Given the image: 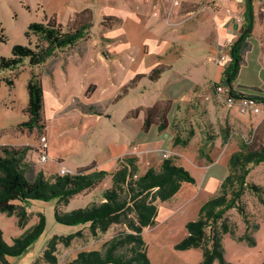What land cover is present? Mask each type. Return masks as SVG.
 <instances>
[{"label":"rangeland","instance_id":"1","mask_svg":"<svg viewBox=\"0 0 264 264\" xmlns=\"http://www.w3.org/2000/svg\"><path fill=\"white\" fill-rule=\"evenodd\" d=\"M164 1L169 3L170 8L173 0ZM82 2L83 0H0V38H7L4 43H0V57L11 56L14 45L34 47L39 42L35 35H30L29 38L25 35L31 22H42L55 16L63 28L67 29V23L74 17L73 14L86 8ZM252 6L253 26L243 48L239 73L231 86L234 85L235 90L248 96L264 97V0H256ZM168 15L169 13L166 17ZM245 25L246 20L241 28ZM241 28L236 36L227 38L237 41ZM111 32L112 27L102 26L100 18H97L85 39L57 53L44 65L30 67L25 61L14 71L0 72V147L6 145L25 150L26 176L29 179L39 171L50 176L59 173L61 168L75 173L78 166L68 168L67 164L62 162L72 153H82L91 140L95 141L96 136L89 138V135L94 134L93 131L88 134L89 127L96 128L97 125L104 124L81 119L82 116L107 122V128H103L106 130L102 135L108 138L111 133L107 129L112 125L121 127L114 118L116 104L113 99L116 93L115 90L111 91L119 57L112 50L115 42L110 38ZM179 47L180 44H175L173 50L170 49V56L165 59L174 63V73L177 72L178 76L189 75L192 83L172 98L168 85L163 87L161 82L151 84L143 81V85L132 98L136 106L138 102L152 103L154 96L158 97L157 100L171 99L173 103L168 116V132L171 134L169 139L172 141L176 134L186 139L188 132L193 130L194 135L189 144L186 147H171L166 144L165 132L151 131L145 134L141 131L139 121L134 120L133 138L128 148L116 154L121 147L116 149L115 140H112L110 149L101 152L95 162L98 168L112 173L121 159L134 158L142 173L150 167L158 169L162 160L171 156L175 158L177 165L183 166L196 180H200V183L202 178L211 179L216 186L214 193L204 186L187 183L183 184L180 194L173 199L166 202L157 201L158 213L154 224L142 233L152 263L201 264L200 249L179 251L174 245L185 236V223L194 220L199 207L217 193L221 181L228 174L230 155L244 147L258 148L264 145V117L244 115L237 108L228 107L216 94L214 85L222 81L223 75L222 69L215 66L214 54L208 51L196 57L195 54L182 51ZM192 48L190 46V50ZM147 51L146 47L144 52ZM31 74L38 75L42 81L45 93L42 121L45 127L29 131L20 124L28 120L26 85ZM120 76L121 73L118 74V79ZM7 79L12 80V86L4 82ZM95 79L98 82L79 86ZM129 105L122 104L119 107L120 112L126 111ZM125 122L127 118H123L122 123ZM99 130L98 127L97 131ZM42 137H46L48 142L49 159L46 163L40 161ZM210 138L214 139L211 141ZM100 140L101 138L98 142ZM57 153L64 156L54 157ZM248 181L264 187V162L251 167ZM110 185L111 178L108 177L96 187L74 196L69 204L61 209L69 211L100 204L104 200L103 191ZM243 201L247 211L253 215L252 220L259 225L256 231L249 233L256 243L251 246L225 235V260L229 264H263L264 205L251 192L245 193ZM55 206V200L30 201L26 206L29 219L23 229L17 226L16 217L0 213V228L8 243L12 242L14 236L22 234L34 225L38 221L39 213L46 217L45 232L23 255L10 258L12 264H31L42 256L47 242L53 235H67L81 229L85 234L84 238L75 239L69 247L62 244L57 246V264H66L81 250L101 249L106 235L93 238L88 234L86 227L56 223ZM226 217L235 225L236 236H242L245 233V225L239 214L232 209L226 213Z\"/></svg>","mask_w":264,"mask_h":264},{"label":"trees","instance_id":"2","mask_svg":"<svg viewBox=\"0 0 264 264\" xmlns=\"http://www.w3.org/2000/svg\"><path fill=\"white\" fill-rule=\"evenodd\" d=\"M253 4L256 0H250ZM247 2V0H246ZM253 11V6H252ZM246 25L241 29L240 37L231 50V63L225 70V81L232 85L242 62V53L250 32L245 33L250 23L248 6L245 12ZM111 18L106 17L102 25H110ZM93 16L89 9L76 13L67 29L54 17L44 22H31L25 32L26 37L35 35L39 40L34 47L14 45L11 56L0 57V72L14 71L25 61L30 67H40L50 58L66 48L75 46L85 39L92 26ZM6 36L0 38V43L6 41ZM162 65L154 67L148 78L156 81L164 72ZM141 76H138V78ZM138 78H134L124 87V92L134 87ZM4 82L12 86L10 79ZM28 94V120L21 127L32 131L43 129L42 110L44 92L42 81L36 74H31L26 85ZM264 103V97H256ZM170 100L157 102L144 110L142 130L148 132L152 125H157L162 132L169 127L168 113L171 109ZM140 109L132 112L134 116ZM190 131L189 136H192ZM211 139V138H210ZM189 139L175 135L173 144L185 146ZM26 152L3 145L0 147V213L14 216L17 226L24 228L29 215L26 206L30 201L50 202L55 200L54 220L65 226H83L88 234L97 238L106 235L101 249L81 250L66 264H159L152 263L148 257L147 246L142 237L145 228L154 224L158 213L157 201L165 202L176 195L183 184H194L195 178L183 166L175 163V158L165 157L159 168L150 167L140 172L134 158L121 159L118 167L112 173L98 169L94 163L79 168L75 173L53 174L46 176L42 171L31 179L26 176ZM264 162V145L258 148L244 147L232 153L229 157V171L222 180L216 195L205 201L198 209L194 220L185 224V236L174 245L179 251L200 249L201 264H229L225 260L223 239L229 235L237 242L255 245V239L249 233L256 231L259 225L255 223L247 211L243 197L251 192L264 205V187L248 181L252 166ZM137 174V178L133 175ZM111 178V185L103 191V202L97 205L75 208L64 211L62 206L69 204L79 193L92 189L106 178ZM234 209L245 225V233L236 236V227L226 217L229 210ZM46 217L38 214V221L22 234L14 236L12 242L4 239L0 228V264H12L10 258L23 255L42 236L46 229ZM119 226V229L115 227ZM85 237L83 230H77L67 235H53L47 243L42 256L32 264H57V246L69 247L75 239ZM264 264V263H263Z\"/></svg>","mask_w":264,"mask_h":264},{"label":"crops","instance_id":"3","mask_svg":"<svg viewBox=\"0 0 264 264\" xmlns=\"http://www.w3.org/2000/svg\"><path fill=\"white\" fill-rule=\"evenodd\" d=\"M177 1L180 6L171 4L170 8H168L169 3L164 0H83L82 3L85 4L86 8L80 9V7V10L73 14V16H75L76 13H79L84 9H89L93 16L92 26L94 24V20H97V18H100L101 25L104 18H111L110 25L102 26L112 27L110 38L111 40H114L113 42H115V44L112 45V50L117 56H119L114 74L115 83H112L113 89L111 88V91L114 92L115 90L114 93H116L113 99V102L116 104V115H114V118L121 127H114L112 125V127L107 129V131L109 130L111 133V137L108 138L102 135V133L106 130L103 128H107V122L99 119L92 120L88 116H82L81 119L84 118L87 121H99L104 123L102 125H97L96 128L89 127L88 130V134L92 131L94 132V134L89 135V138L96 136L98 139L101 138V140L98 142V139L94 137L95 141L93 142V140H91V142L86 145L85 150L82 153H72L62 162V164H67L68 168L78 166L77 169L88 166L92 163L96 165L95 161L97 157L100 156L101 152L109 150L111 145H113V142H110L112 140H115L114 147L116 149L119 146L121 147L120 151H117L116 154L124 152L133 138L132 128L135 126L134 120L135 122L136 120L139 121V126L143 133L147 134L151 131L158 133L165 132V136L167 138L166 144L171 147L178 146L173 144L174 138L172 141L169 139L171 135L170 132H168L170 123L169 127L162 132L158 131L157 125H152L148 132H144L142 130L144 110L154 106L157 102L167 100H157L158 97L154 96L152 103L145 104L138 102L136 106V102L132 97H134L136 91L143 85V81H148L151 84L161 82L162 85H164L163 87L168 85L167 87L169 88L172 98H175L186 85L192 83V78L189 77V75L178 76L177 72L174 73V63L167 62L165 59L170 56V49H172L175 44H180L179 48H182V51L188 52L189 54L193 53L196 57H199L208 51L215 55L218 45L228 36H236V33H238L241 28L240 26L234 25L231 17L226 13V9L229 8L236 14L244 13L245 15L247 2L246 0ZM74 9L76 11V8ZM53 10L55 11V8H53ZM54 11H51V13ZM194 11L198 12L190 17V13ZM167 13H169L168 17H166ZM51 17L56 19L55 16ZM49 18H47L44 22L48 21ZM73 18L68 21L66 27H68ZM56 21L58 22L57 19ZM190 46L193 47L192 50H190ZM146 47L148 51L144 52ZM159 65L164 66L165 70L158 80L151 81L148 78V75L154 67ZM215 66L220 68L216 64ZM119 73H121V76L118 79ZM185 73L187 74V72ZM219 74H221V71ZM138 76L141 77L138 78ZM134 78H138L134 87L128 88L124 92V87ZM91 82L98 81L95 79L88 83H82L79 86L84 87ZM108 96L109 94L106 97ZM168 100L172 102L171 99ZM124 103H129L130 105L126 111L120 112L119 107ZM44 105L45 96L43 109ZM136 109H140V111L136 116H134L132 112ZM123 118H127V122H125V124L122 123ZM98 127L100 132L97 131ZM190 131L193 132V130ZM190 131L188 132V143L185 146H180L186 147L189 144L190 139L194 135L193 132L192 136H189ZM97 133L100 135H97ZM213 139L214 138H211L210 140L212 141ZM59 155L64 156L63 154L57 153L54 157ZM197 184L201 185V187L204 186L205 188L212 190L213 193L216 190V186L211 179L203 180L202 178L200 183V180H196L195 178V183L192 185L196 186ZM181 189L171 199L179 195Z\"/></svg>","mask_w":264,"mask_h":264},{"label":"built area","instance_id":"4","mask_svg":"<svg viewBox=\"0 0 264 264\" xmlns=\"http://www.w3.org/2000/svg\"><path fill=\"white\" fill-rule=\"evenodd\" d=\"M172 4L175 6H180L177 0H173ZM198 12V11H197ZM197 12L190 13V17ZM226 13L231 17V20L235 23L236 26H240L245 21L244 13H234L231 9H226ZM232 38H226L221 42L218 47L216 54L214 56L215 64L222 69L223 79L221 82H218L214 85V91L218 96L222 98L224 103L231 108H237L240 113L244 115H253L264 117V103L259 101L252 96H248L243 92L237 91L233 86L229 85L225 81V70L229 67L231 63V50L234 45ZM41 156L40 161L46 163L49 159L48 155V142L46 137L41 138ZM69 173L65 168H61L59 174L63 175ZM134 178H137V174L133 175Z\"/></svg>","mask_w":264,"mask_h":264},{"label":"water","instance_id":"5","mask_svg":"<svg viewBox=\"0 0 264 264\" xmlns=\"http://www.w3.org/2000/svg\"><path fill=\"white\" fill-rule=\"evenodd\" d=\"M247 6H248V15L250 18V23L248 28L245 30V33L249 32L252 29L253 22H254V16H253V11H252V4L250 0H247ZM228 82V80H227Z\"/></svg>","mask_w":264,"mask_h":264}]
</instances>
